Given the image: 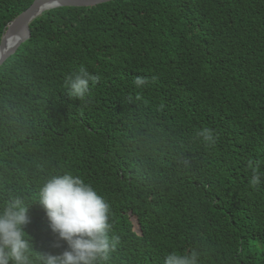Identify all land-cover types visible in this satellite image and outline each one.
<instances>
[{"label":"trees","instance_id":"1","mask_svg":"<svg viewBox=\"0 0 264 264\" xmlns=\"http://www.w3.org/2000/svg\"><path fill=\"white\" fill-rule=\"evenodd\" d=\"M34 2L0 0V44ZM30 31L0 68V205H30L35 251L66 248L36 201L68 172L110 207L106 264L194 250L264 264V0H113L46 11ZM81 68L97 78L86 101L64 87Z\"/></svg>","mask_w":264,"mask_h":264},{"label":"clouds","instance_id":"2","mask_svg":"<svg viewBox=\"0 0 264 264\" xmlns=\"http://www.w3.org/2000/svg\"><path fill=\"white\" fill-rule=\"evenodd\" d=\"M97 78L81 68L68 76L64 87L70 98L86 101L90 84ZM137 87L148 83L136 77ZM197 135L209 144L216 143L211 129L204 128ZM261 175L253 171L250 183L257 185ZM38 202L44 209L55 247L66 244L59 255L34 250L32 238L24 226L30 222V205L17 196L0 205V264H106L119 244V237L110 235V207L106 200L81 177L65 172L51 175L40 187ZM163 264H200L197 251L190 254H168Z\"/></svg>","mask_w":264,"mask_h":264},{"label":"water","instance_id":"3","mask_svg":"<svg viewBox=\"0 0 264 264\" xmlns=\"http://www.w3.org/2000/svg\"><path fill=\"white\" fill-rule=\"evenodd\" d=\"M111 1L113 0H35L27 11L10 24L4 35L0 44V68L31 38L30 23L44 12L63 7H92ZM13 32H20L21 36L13 45L5 48L6 37Z\"/></svg>","mask_w":264,"mask_h":264},{"label":"bare ground","instance_id":"4","mask_svg":"<svg viewBox=\"0 0 264 264\" xmlns=\"http://www.w3.org/2000/svg\"><path fill=\"white\" fill-rule=\"evenodd\" d=\"M20 36H21L20 32H13V33L9 34V36L6 37L7 39H6V43H5V48L13 45L20 38Z\"/></svg>","mask_w":264,"mask_h":264}]
</instances>
